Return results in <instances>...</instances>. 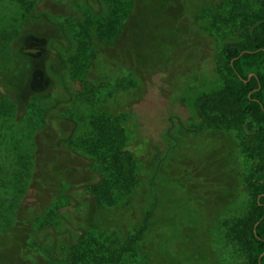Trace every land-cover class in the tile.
<instances>
[{
    "label": "rangeland",
    "instance_id": "374dc122",
    "mask_svg": "<svg viewBox=\"0 0 264 264\" xmlns=\"http://www.w3.org/2000/svg\"><path fill=\"white\" fill-rule=\"evenodd\" d=\"M262 1L127 0L142 24L130 23L88 66L92 48L81 51L68 35L88 41L80 24L89 16L81 6L100 12L96 0H0V96L18 107L9 123L15 138L36 152L31 176H24L29 188L11 218L15 226L0 230V263L66 264L87 230L93 237L127 236L141 221L132 210L151 203L144 189L153 181L161 198L158 236L141 244L129 264H146L151 250L157 256L150 264H248L245 250L227 236L253 204L245 184V129L206 119L198 106L207 95L239 86L223 51L229 44L250 46L254 24L264 18ZM32 3L37 6L30 10ZM69 60L76 62L75 78L64 86L51 76L67 74ZM31 61L41 67L34 70ZM104 95L111 98L101 110L125 129L144 193L125 212L96 210L87 201L89 169L67 146L74 132L64 101L78 96L81 113L95 119L93 107ZM12 192L0 184L1 197ZM119 211L123 216L115 218Z\"/></svg>",
    "mask_w": 264,
    "mask_h": 264
},
{
    "label": "trees",
    "instance_id": "16d2710c",
    "mask_svg": "<svg viewBox=\"0 0 264 264\" xmlns=\"http://www.w3.org/2000/svg\"><path fill=\"white\" fill-rule=\"evenodd\" d=\"M80 2L81 0H77V4ZM96 2L100 12H94L85 3L81 6L89 16L86 23L80 24L84 33L82 35L88 41L79 39L80 35L71 40L68 35L70 44L80 46L81 51L86 46L92 48L88 66L103 57L101 48L104 45L112 39L116 42L125 36L130 23L142 24L140 15L134 13L136 5L130 11L127 0ZM36 6L37 4L32 3L29 8L33 10ZM262 6L264 10V0ZM135 17L139 20L135 21ZM223 56L228 72L239 82V86L203 97L198 110L206 119L217 118L223 124L239 122L245 129L244 147L250 156V169L245 184L253 196V204L244 217L228 228L227 236L245 250L248 264H264V18L254 24L247 49L229 44L224 49ZM31 65L33 69L41 67L38 61H31ZM43 65L45 66L44 63ZM75 65L74 61H66L67 74L61 71L51 77L60 79L64 86H68L75 78ZM26 91L30 90L26 88L23 95L28 94ZM36 91L40 92L39 89ZM110 98L104 95V99L94 105L98 115L95 119H89L81 113L83 102L81 104L78 96L64 101L73 110H70V119L74 133L67 141V146L79 155L89 169L90 179L85 190L87 201L93 203L96 210L121 207L125 212L137 198L139 202L144 193L136 174V162L129 151L125 129L118 117L105 116L101 110ZM17 112L18 107L12 99L0 96V184H10L13 191L8 194V199L0 196V230L4 226H15L11 218L16 216L20 199L29 188L24 176L30 177L35 167L36 152L31 146H25L24 140L15 138V128L9 124L12 119L17 118ZM43 172L47 173L45 169ZM40 173L39 171L38 174ZM6 174L10 177H5ZM91 176L96 177L97 181L92 183ZM145 187V195L151 198V203L145 211L132 210L137 213L134 216L140 217L141 221L127 230V236L114 233L93 237L87 230L79 245H76V256H71L66 264H129V258L136 259L141 244L158 234L155 217L161 198L153 181ZM114 214L116 218L124 213L119 211ZM154 252L156 251L151 250L148 258L157 256ZM151 259L145 260V263L150 264Z\"/></svg>",
    "mask_w": 264,
    "mask_h": 264
}]
</instances>
